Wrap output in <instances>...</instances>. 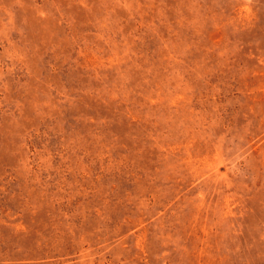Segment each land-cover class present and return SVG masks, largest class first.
I'll return each mask as SVG.
<instances>
[{"label":"rangeland","instance_id":"obj_1","mask_svg":"<svg viewBox=\"0 0 264 264\" xmlns=\"http://www.w3.org/2000/svg\"><path fill=\"white\" fill-rule=\"evenodd\" d=\"M0 264H264V0H0Z\"/></svg>","mask_w":264,"mask_h":264}]
</instances>
